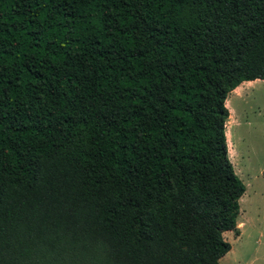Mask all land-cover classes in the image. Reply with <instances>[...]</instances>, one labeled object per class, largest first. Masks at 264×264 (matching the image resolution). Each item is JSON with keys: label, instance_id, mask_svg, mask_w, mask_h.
<instances>
[{"label": "trees", "instance_id": "16d2710c", "mask_svg": "<svg viewBox=\"0 0 264 264\" xmlns=\"http://www.w3.org/2000/svg\"><path fill=\"white\" fill-rule=\"evenodd\" d=\"M255 80L264 0H0V264H219Z\"/></svg>", "mask_w": 264, "mask_h": 264}, {"label": "rangeland", "instance_id": "374dc122", "mask_svg": "<svg viewBox=\"0 0 264 264\" xmlns=\"http://www.w3.org/2000/svg\"><path fill=\"white\" fill-rule=\"evenodd\" d=\"M261 81L244 82L226 95L225 105L229 117L232 115L228 121L233 122L229 128L226 125V130L230 131L234 146H241L238 141L242 140L241 149L247 152L237 163L242 168L246 164L250 171L245 170L246 176H237L247 190L241 204L238 202L241 210L236 217L238 234L243 229V235L237 238L238 234L231 231L222 234L230 243L231 252L223 255L219 264H264V179L257 171L264 161V81Z\"/></svg>", "mask_w": 264, "mask_h": 264}, {"label": "crops", "instance_id": "0c3cea01", "mask_svg": "<svg viewBox=\"0 0 264 264\" xmlns=\"http://www.w3.org/2000/svg\"><path fill=\"white\" fill-rule=\"evenodd\" d=\"M227 105V104H226ZM229 112V111H228ZM229 114V113H228ZM232 116V115H231ZM231 116L229 117V119L231 118ZM228 123H231L230 122V120L227 122V126H228ZM232 124V123H231ZM226 126L224 125V135H225V142H226V147H227V156H228V159H229V161H230V163H231V165L233 166V171H234V173L236 174V176H241V177H243V175L244 176H246V174L244 173L245 172V170L247 171V170H249L250 171V169H248L247 168V165L245 164V167H239V165H238V163L237 162H239V161H237L239 158H243L245 155H246V152H247V149H245V148H243L242 147V149H241V146L243 145L244 146V144L241 142L242 140H239L238 142H240V145L241 146H234L233 145V143H232V137H231V133H230V131H227L226 130V128H225ZM238 147H239V149H238ZM258 168H257V171H259L260 173H261V170L263 169V167H264V161L262 162V164H260L259 166H257ZM262 176V175H261ZM264 179V178H263ZM241 181V180H240ZM245 186V185H244ZM246 192H247V190H246V187H244V192L242 193V195L240 196L241 198H240V201H238V202H240V204H241V201L243 200V198L244 197H246ZM239 200V199H238ZM239 210H241V209H239ZM238 216H239V213H238ZM236 226H238V223H237V221H236ZM243 229H241V232L238 234V236H237V238L238 237H242V235H243ZM240 239V238H239ZM231 249V248H230ZM228 250L226 253H230L231 252V250ZM225 253V254H226ZM224 254V255H225ZM236 262H238V261H236ZM236 262H234V263H236Z\"/></svg>", "mask_w": 264, "mask_h": 264}, {"label": "bare ground", "instance_id": "6f19581e", "mask_svg": "<svg viewBox=\"0 0 264 264\" xmlns=\"http://www.w3.org/2000/svg\"><path fill=\"white\" fill-rule=\"evenodd\" d=\"M254 83V82H253ZM261 83H263V81H261ZM261 97V96H260ZM229 103V106H231L230 108L232 109V104L230 103V102H228ZM234 109V108H233ZM234 114V113H233ZM234 119V118H233ZM231 120V119H230ZM233 123V122H232ZM231 125V123H228V128H229V126ZM239 126V125H238ZM229 131V130H228Z\"/></svg>", "mask_w": 264, "mask_h": 264}]
</instances>
